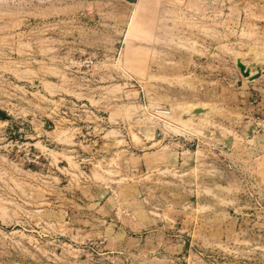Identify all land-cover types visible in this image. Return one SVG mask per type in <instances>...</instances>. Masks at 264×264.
I'll return each instance as SVG.
<instances>
[{
	"label": "rangeland",
	"instance_id": "rangeland-1",
	"mask_svg": "<svg viewBox=\"0 0 264 264\" xmlns=\"http://www.w3.org/2000/svg\"><path fill=\"white\" fill-rule=\"evenodd\" d=\"M0 264H264V0H0Z\"/></svg>",
	"mask_w": 264,
	"mask_h": 264
},
{
	"label": "water",
	"instance_id": "water-1",
	"mask_svg": "<svg viewBox=\"0 0 264 264\" xmlns=\"http://www.w3.org/2000/svg\"><path fill=\"white\" fill-rule=\"evenodd\" d=\"M127 1H129V2H131V3H132V2H135V0H127Z\"/></svg>",
	"mask_w": 264,
	"mask_h": 264
}]
</instances>
